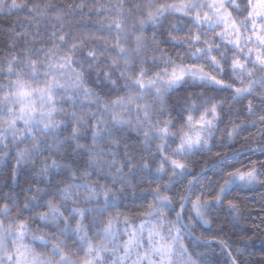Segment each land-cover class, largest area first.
<instances>
[{"label": "clouds", "instance_id": "obj_1", "mask_svg": "<svg viewBox=\"0 0 264 264\" xmlns=\"http://www.w3.org/2000/svg\"><path fill=\"white\" fill-rule=\"evenodd\" d=\"M173 2L151 0L153 6ZM233 2L236 0H225L224 11L232 12L247 36L251 25L244 26L245 2L239 0V12L232 10ZM46 3L55 7L41 20L36 9ZM68 3L79 4L81 0H0V29L11 21L6 34H11L17 42L26 39L31 45L32 58L38 61L35 78L29 67L20 69L24 79L33 81V86L45 84V74L49 73L45 52L53 43H59L49 39L50 32L62 28L69 33H94L84 46L77 47L73 62L66 70L48 74V79L54 76L60 86L54 89L51 102L41 104L37 98V107L44 111L43 119L38 111L30 128L17 120L15 134L8 127L11 114L7 109L16 105L5 102L4 97L13 91L16 72H8L6 58L11 54L22 60L24 44L0 56V65L4 66V71L0 72V264H23V256L18 253L26 251L25 245L29 259L35 251L51 257L55 264L62 250L73 264H80L87 246L79 235L91 239L95 247H114L105 240L102 229L117 211L120 219L119 223L113 221V227L118 228L116 243L118 251L122 252L119 242L127 238L124 214L132 216L139 224L141 218L134 213L148 204L158 206V193L170 196L172 201L165 209L168 222L165 236L169 240L176 239L177 251L181 246L184 250L183 258L174 256V264H264V228L246 227L245 213L249 206L240 197H229L240 201L239 215L212 200L205 211L207 223L193 210L194 196L181 200L185 189L195 186L189 182L194 181L202 166L208 165L197 183L205 187L207 173L214 167L217 179L212 183H222L230 160L236 166L244 163L233 160V156L261 152L257 146L264 142L249 137L240 148L219 152L220 156L227 154L223 161L213 151L201 152L197 148L191 155L181 151L182 131L193 132L188 127V116L191 115L193 121L198 119L201 111L209 109L210 112L212 103L224 101L218 109L219 129L225 127L220 125L226 115L225 125L229 128L233 122L237 123L233 117L239 119V123L245 119H240L242 106L232 105L230 95L223 94L230 93V89H222L208 79L194 78L191 74L169 84L174 64L203 65L206 71L213 72L216 64L210 56L215 55L219 58L217 63H224V76L228 77L232 75L229 65L234 55L239 56L241 63L248 62L249 67L254 57L247 56L246 48L238 52L217 36L224 31L223 27L212 31L206 23H193L188 17L171 12H166L156 22L147 20L145 0H83L85 7L78 18L74 16L76 11L68 15L69 10L64 8ZM97 4L107 8L97 11L94 7ZM58 9H63L62 24L56 19L60 14ZM109 17L119 19V30L111 27ZM141 20L146 22L141 24ZM36 21L41 28L38 39L36 31L30 30ZM17 27L20 31H16ZM141 32L144 45L137 50L136 41ZM197 32L200 34L198 42L193 39ZM41 39L50 46H36ZM206 41L213 44L208 56L197 51L206 47ZM66 51L61 49L57 55H64ZM236 86H240L238 81ZM205 99L209 103H205ZM49 109H53L51 116L47 115ZM209 119H212L211 114ZM207 132L205 129V137ZM233 140L221 138L220 130L210 138L212 149L228 147ZM173 160L185 167L174 165ZM216 163L220 166L216 167ZM257 170L260 171L259 165ZM258 178L264 180V175ZM257 188L264 185H244L233 179L225 192ZM66 192L70 194L67 199L64 198ZM49 201L59 208L57 221L42 218L49 215ZM261 201L264 203V195ZM21 222L22 232L19 230ZM65 224L71 228L79 224V235L72 230L65 231ZM169 224L173 225L171 235L168 234ZM38 236H46L47 240L37 239ZM210 236L217 239L209 240ZM220 240L224 243H219ZM54 243L59 244V249L53 248ZM135 258L133 253L127 264ZM89 259L92 264H113L114 261L119 264L111 251H102L99 255L93 251Z\"/></svg>", "mask_w": 264, "mask_h": 264}, {"label": "snow or ice", "instance_id": "obj_2", "mask_svg": "<svg viewBox=\"0 0 264 264\" xmlns=\"http://www.w3.org/2000/svg\"><path fill=\"white\" fill-rule=\"evenodd\" d=\"M245 7L243 11L247 12V16L244 19L245 28L247 25H251L250 33L245 36L244 29L237 22L235 17L232 15L231 11L225 12V0H174L172 4H162L153 6L151 0H145V9L147 20L156 22L158 18L165 15L166 12H171L172 14H179L181 16L188 17L193 23L207 24L212 31H215L216 27H223L224 31L217 33V36L222 37L225 41L231 44L238 52L246 48L247 56L254 57L251 60V67L248 66V62L241 63L238 55H234L231 63L229 65V71L232 75L225 77L224 71L225 66L222 61L217 63L218 57L211 55L210 59L214 64H216V70L209 72L205 70L203 65L198 64H188L184 63L174 64L171 75L169 77V84H173L188 74H191L194 78L199 77L200 79H208L211 82L219 85L222 89H230V99L232 105H241L242 101H247L246 105H241L244 107L249 114V116L255 117L252 120H244L243 123L231 124L229 128L227 125L223 129H219V116L218 111L219 105L223 104L224 101L212 103L211 109H205L201 111L200 117L193 121L191 115L188 116V127L193 129V132L182 131V144L181 151H186L191 155L197 148L203 151H212V143L210 138L215 134V131H221V138H227L229 141L237 137L240 132L244 130L245 124H250L255 126L257 123L261 127L257 130V135L264 136V0H244ZM55 6L51 3H46L43 8L37 7L36 11L39 13V17L42 20L48 15L49 9ZM85 7L83 0L81 3H68L64 5V8L69 10L68 15L73 14L77 10H82ZM97 11L101 8H107L106 5L97 4L94 6ZM137 7H140L139 5ZM231 8L233 11H240L239 0L231 3ZM60 14L57 15L56 19L62 24L63 23V9L57 10ZM112 21L111 27L119 30L121 28V23L116 17H109ZM145 20H141V24L145 23ZM100 24L101 22H97ZM35 29L38 39L41 34V28L39 21L35 22ZM17 35H23L17 33ZM94 33L89 31H72L64 32L61 28L60 31H52L49 33V39L52 41H58L59 43H53L52 47L47 48L45 52V57L47 60V67L49 73L55 72L57 70H66L70 64L73 62V57L75 55L77 47H82L85 43L92 39ZM253 37H255V44H253ZM195 41L200 40V34L197 32L193 37ZM137 50H139L144 45L143 33L137 37ZM205 48H199L197 51L208 56L212 53L213 44L206 41ZM24 47L22 51L25 56L22 60L20 58L9 56L6 58L7 70L9 73L13 71L16 72V79L13 82V91L10 96H5V102L13 103L14 107L8 108V112L11 114L8 122V127L12 129L15 134L18 131L16 127L17 120L24 122L26 126L30 128L31 121L34 120L35 114L40 111L41 117L43 119L44 111L43 108H38L36 100H40L41 104L45 102H51L53 100V91L56 87L60 86V82L53 76L52 79H48V74H45V84L43 86H33V81L29 79H24L23 73L20 70L22 66H27L31 69L32 77L35 78L38 75V61L31 56V45L29 42L23 40ZM17 41L10 39V46L15 48ZM117 46H119V39L117 37ZM61 49H67L64 55H57ZM39 51V49H38ZM195 55V52L193 53ZM17 60H20L17 63ZM4 71V66L0 65V72ZM142 75V74H141ZM239 82V87L236 86V82ZM259 101V107L256 101ZM205 103H209L205 99ZM231 107V105H230ZM53 109H49L47 115L51 116ZM239 111V109H236ZM209 114H211L212 119H209ZM244 119V118H240ZM208 129L207 137L204 136V130ZM162 131L167 132V129ZM247 139V138H246ZM261 152L264 153V145H258ZM239 151V150H238ZM215 155L220 156L219 152ZM225 156H220L221 161L225 159ZM233 160L240 161L239 157L233 156ZM172 163L179 164L181 168L185 165L178 161L173 160ZM215 163V162H214ZM252 167H248L244 163L236 164L228 163L227 170L224 173V179L222 183L213 184L210 179L207 178V183L209 188L207 194L203 191L204 185L202 183H197L201 177V174L205 173L208 165L205 164L201 167L200 173L196 174L194 181H190V185H195L185 189L184 195L181 196V200L187 199L194 196L195 199L191 201L193 205V210L196 212L200 218L207 223L205 219V211L209 208L210 202L212 200L219 201L223 203L226 207L232 209L233 213L239 215L240 213V201L234 198H229L234 196L232 192H225L233 179L239 180L244 185H252L259 183L264 185V180H260L259 175H264V161H250ZM257 165L260 167V171L257 170ZM219 163H216V167H219ZM215 171V167L213 169ZM69 193H65V199L69 198ZM159 200L158 206L153 204H148L142 208H138L134 213V216L140 217V223L136 224L132 216L124 214L123 222L125 224V232H127V238L120 241L119 243L123 246V251H118L119 244L116 243L118 228L113 227V221L119 223L120 212L117 211L115 217H109L107 223L103 226V233L105 240L109 243H113L114 247H95L91 239H87L85 235H79L81 228L77 224L76 227L71 228L70 225L65 224V231L72 230L79 235V239L86 243L87 251L84 257L80 258V264H92L89 259L93 251L97 255L102 251H111L114 256L117 257L119 264H127L129 258L135 253V259L132 260L131 264H174V256L184 257L183 246L180 250L176 249V239L173 238L169 240L165 236V224L168 223L165 219V209L169 204L172 203L171 197L168 195H161L158 193L157 196ZM49 215L42 217L45 220L49 218L53 221L60 219V212L57 205L49 201ZM182 210V205L179 206ZM79 211V210H77ZM128 225H131L129 228ZM173 225L169 224L168 234L171 235ZM24 228L23 222L19 225V230L22 232ZM146 237V238H145ZM40 240H47L46 236L36 237ZM209 240H216L217 237L210 236ZM145 243L147 247H144ZM219 243L223 244L224 241L220 240ZM25 252L18 253L23 256V264H53L51 257H44L41 253L33 251L31 258L27 256V246H24ZM53 248L59 249V244L54 243ZM143 249V250H141ZM55 255V253H54ZM60 258L55 262V264H73L72 260L61 250ZM191 260V257L187 258ZM113 264H116L114 261ZM195 264V262H193Z\"/></svg>", "mask_w": 264, "mask_h": 264}, {"label": "trees", "instance_id": "obj_3", "mask_svg": "<svg viewBox=\"0 0 264 264\" xmlns=\"http://www.w3.org/2000/svg\"><path fill=\"white\" fill-rule=\"evenodd\" d=\"M71 2V0H68ZM79 2V0H77ZM62 6V5H61ZM80 15V10H77L74 13V16L78 18ZM179 15V14H177ZM12 26V22H6L4 25V29H0V56H3L6 52H13L18 47L23 46V41L17 42L15 48L10 46V39L11 34H6L7 28ZM31 31L35 32V26L30 28ZM16 31H20L19 27H17ZM41 44L45 46H50L44 39H41L37 42L36 46H40ZM224 95H230L229 92L223 93ZM247 101H242L241 105H246ZM257 106L259 107V101H256ZM240 117L244 118L245 120H252L255 117L248 116L247 111L244 107H241L240 110ZM236 119V122L239 123V119ZM228 122V116H225L224 122L220 125V127H224L225 124ZM261 127L259 123L255 126L250 124H245L244 130L240 132V134L234 138L231 144L228 147H214L212 149L213 152H225V151H233L235 149L240 148L242 145L248 141L249 137H256L261 142H264V136L257 135V130ZM247 138V139H246ZM252 147L255 148L256 144L253 143ZM239 159L243 161L245 164H249L250 161H264V153L261 152H249L246 155L240 156ZM229 163H233L231 160ZM207 178L211 181L217 179L214 171H209L207 173ZM209 188V184H206L203 191L207 192ZM234 196L240 197L249 207L246 209V227L255 229L256 227L264 228V203L261 201V195H264V188H257L255 190H235L233 193Z\"/></svg>", "mask_w": 264, "mask_h": 264}, {"label": "water", "instance_id": "obj_4", "mask_svg": "<svg viewBox=\"0 0 264 264\" xmlns=\"http://www.w3.org/2000/svg\"><path fill=\"white\" fill-rule=\"evenodd\" d=\"M252 152H256V151H252Z\"/></svg>", "mask_w": 264, "mask_h": 264}]
</instances>
